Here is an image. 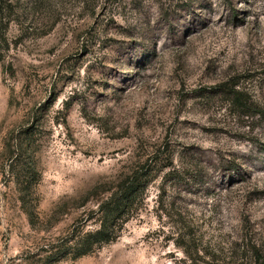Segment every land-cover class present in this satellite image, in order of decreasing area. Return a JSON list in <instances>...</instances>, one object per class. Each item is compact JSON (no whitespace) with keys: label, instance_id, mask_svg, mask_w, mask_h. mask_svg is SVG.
Here are the masks:
<instances>
[{"label":"rangeland","instance_id":"obj_1","mask_svg":"<svg viewBox=\"0 0 264 264\" xmlns=\"http://www.w3.org/2000/svg\"><path fill=\"white\" fill-rule=\"evenodd\" d=\"M133 174L149 182L120 237L53 258ZM257 253L264 0H0V264Z\"/></svg>","mask_w":264,"mask_h":264},{"label":"trees","instance_id":"obj_2","mask_svg":"<svg viewBox=\"0 0 264 264\" xmlns=\"http://www.w3.org/2000/svg\"><path fill=\"white\" fill-rule=\"evenodd\" d=\"M234 97L238 102H242L239 93L235 92ZM147 178V175L133 174L120 181L115 187L116 190L103 201L96 213L97 219L94 220L99 223V227L86 233L84 230H76L70 240L59 247L52 246V257L61 259L70 256L77 260L115 242L133 212L137 211L144 201L149 182ZM55 249L57 251H54ZM256 264H264V257H261L259 253H257Z\"/></svg>","mask_w":264,"mask_h":264}]
</instances>
